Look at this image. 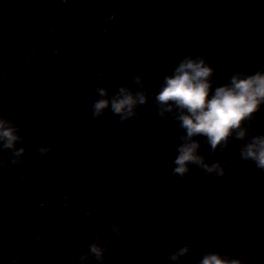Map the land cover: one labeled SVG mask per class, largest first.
Masks as SVG:
<instances>
[{
	"label": "water",
	"instance_id": "obj_1",
	"mask_svg": "<svg viewBox=\"0 0 264 264\" xmlns=\"http://www.w3.org/2000/svg\"><path fill=\"white\" fill-rule=\"evenodd\" d=\"M186 59L210 96L264 74V0H0V264H264V103L189 137L157 99Z\"/></svg>",
	"mask_w": 264,
	"mask_h": 264
},
{
	"label": "clouds",
	"instance_id": "obj_2",
	"mask_svg": "<svg viewBox=\"0 0 264 264\" xmlns=\"http://www.w3.org/2000/svg\"><path fill=\"white\" fill-rule=\"evenodd\" d=\"M212 71L203 60L186 59L176 68L173 76L166 78L157 99L161 103L173 101L179 107L187 109L188 114L182 115L180 119L182 127L187 129L188 136L205 135L215 147L227 138L233 128H238L243 119L264 103V74L257 73L245 79L233 77L230 86L218 87L210 96L208 77ZM101 92L103 94V90ZM135 102L131 95H124L119 100H113L112 107L116 112H120L125 106L131 109ZM107 104L108 101L100 100L95 105L97 114ZM17 138L14 131L7 127V121L0 119V139L6 141L5 147H12ZM196 147L195 143L181 147L177 159L180 167L175 169L176 172L186 171L185 161L197 159L193 155ZM245 155L254 157L258 164L264 167V138H258L255 143L249 145ZM93 250L96 251L95 248ZM203 264H240V261H229L218 254H211L205 257Z\"/></svg>",
	"mask_w": 264,
	"mask_h": 264
}]
</instances>
